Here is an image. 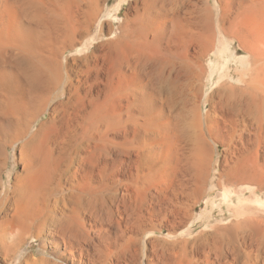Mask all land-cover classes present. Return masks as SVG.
Returning <instances> with one entry per match:
<instances>
[{
  "label": "rangeland",
  "instance_id": "1",
  "mask_svg": "<svg viewBox=\"0 0 264 264\" xmlns=\"http://www.w3.org/2000/svg\"><path fill=\"white\" fill-rule=\"evenodd\" d=\"M227 1L191 0L196 12L207 13L208 18H212L214 32L217 31V20L226 12L229 15L226 9L237 8L236 5L231 8ZM204 8L207 10L203 11ZM126 13L133 14L131 10L129 11L128 2L122 0H0V83L2 82L0 88L5 87L0 91V123L3 124L7 118L9 119V114L6 113L9 105L6 104L12 101L18 104L26 96V77L29 69L25 61L41 59L44 66L50 61L53 63L56 61L60 65V69L54 71L60 73L56 98L45 106L47 118H41L40 112L35 113L36 118L31 123V130L38 129L42 120L52 118L53 123L45 128L48 132L45 133L44 130L48 138L47 144L49 143L54 151V157L57 158L59 155L58 158L65 164L66 161L73 162L71 170L66 172L68 179L65 176L66 180L64 178L61 180L62 187L66 192L70 184L79 185L80 191L85 194L84 197L90 204L89 209L85 208L87 213L84 209L78 219V226L82 228L83 224L88 231V240H80L78 242L80 245L78 244L74 253L79 261L73 262L62 244L63 240L56 237L55 243L49 232L41 237L34 235L21 246L20 253L28 254L31 259H38L42 254H46V257L50 256L47 258H52L56 264H95L96 246L99 244L101 248L105 247L103 244L112 246L108 244L112 242L106 240L104 230L113 238L119 221H132L137 215H144L147 219L145 233L140 235L137 243L140 261L143 262L151 253L157 252L163 256V261L167 264H197L201 250L208 251L214 247L216 241L226 245L231 243L239 223H248L250 217L255 216L256 220L262 221H257L258 223L255 221L250 226L253 233L264 230L262 145L258 148L256 143L248 144L243 154L238 156L239 159L249 162L247 170L237 171L243 177L240 183L234 180L232 186L221 185L220 183L226 179L224 174L226 172L223 171L230 169L223 163L224 157L229 154L226 145L222 143L226 132L216 134L210 132L209 135L204 123L207 111L211 109V99L216 105L227 99L226 92L230 89L241 91L243 85L240 79L247 68L244 59L246 60L248 56L234 40L228 42V50L225 53L219 54L217 52L220 46L219 36L215 33L213 48L210 46L209 51L206 50L208 53L205 51L200 58L201 76L195 83L197 116L202 121V132L209 145L215 150L218 142V147L212 154L205 189L182 194L183 176L177 173V179H174L172 187L177 190L170 194L171 190L169 192L166 189L162 190L169 184V180L160 168L162 165L159 161L165 156L164 159L176 168L177 160L182 156L179 152L180 142L167 134L165 135L168 139L167 149L161 147L160 138L163 139L164 135L161 137L158 128L159 99L151 88L149 77L146 72L138 73V66L133 65L135 63L132 57H129L130 62H127L128 52H120L115 56L109 46L118 32L119 25L125 21ZM150 18L152 22L156 21L154 14H151ZM263 38L264 36L263 41L259 38L262 43ZM121 53L126 57L122 60L124 64L120 70L123 72L122 75L116 68L122 65L116 63L124 57ZM22 57L24 59L21 60ZM130 64L138 70L133 72L135 69ZM221 88L226 91L220 96L212 95ZM144 91L155 98L153 105L150 102V113H146L150 116L151 123L145 122V125L144 116L140 112L142 110L140 101ZM98 109L104 119L113 116L121 120L123 124L121 130L109 131L104 123L98 126L96 123ZM2 138V142H5V138L3 136ZM6 140L7 144L3 145V154L0 156V160L4 162L0 161L2 167L0 197L9 192L16 179L23 175V166L18 159V145L12 143L11 137ZM120 149L123 156L121 163H118L116 159L120 157ZM65 164L63 170L66 169ZM258 166L262 168L261 179ZM219 174L224 175L219 178ZM67 182L69 183L66 184ZM106 183L107 186H113V191L107 189ZM165 190L167 193H164ZM89 195L94 198L91 199ZM98 197L103 199L100 200ZM65 212L69 214L68 210ZM119 213H123L121 220ZM242 242L241 240L236 245L234 241V246H238L237 251L241 254L249 247L241 246ZM223 252L231 255L227 248L223 247ZM0 264H9V261L0 258Z\"/></svg>",
  "mask_w": 264,
  "mask_h": 264
},
{
  "label": "bare ground",
  "instance_id": "2",
  "mask_svg": "<svg viewBox=\"0 0 264 264\" xmlns=\"http://www.w3.org/2000/svg\"><path fill=\"white\" fill-rule=\"evenodd\" d=\"M122 1L128 2L129 11L131 10L133 14L126 13L124 15L125 21L119 25L118 32L115 33L116 36L109 46L115 56L120 52H128L126 57L128 59L132 57L133 63H135L133 65L138 66V73L146 72L149 77L151 88L159 99L158 128L161 137L164 135L163 139L160 138L162 140L161 147L164 150L167 149L168 139L165 138L167 134L180 142L179 152L182 153V156L178 158L176 168L164 159L165 156L161 159L163 161H159L162 165L160 168L169 180V184L162 190L166 189L167 192L171 190L170 194H174L177 190L172 189L174 179H177V173L183 176L182 194L205 189L212 163V154L218 147V142L215 145V150L209 145L202 132V121L197 116L195 83L201 76L200 58L206 50L209 51L210 46L213 48L212 42H215V33H218L219 36L220 46L217 50L219 54L225 53L228 50V42L234 40L248 56L246 60L244 59L247 68L243 71L240 79L243 85L241 91L235 88L230 89L226 92L225 98L227 99L216 105L211 99V109L207 111V117L204 120L209 135L210 132L214 134L226 132L222 143L226 145L229 154L223 156V163H226L225 165H228L230 169L227 166L229 170L223 171L226 172L224 173L226 179L223 183L218 182L217 186H220L219 183L224 186H232L234 180L240 183L243 177L237 171L247 170L249 162L239 159L238 156L243 154L246 145L256 143L258 148L262 145L261 152L264 154V43L259 40V38L262 40L264 36V0H228L227 3L231 5V8L233 5H236L237 8L226 9L229 11V15L226 12L217 20L216 32H214L211 23L212 18H208L207 13L206 16L200 11L196 12L191 0ZM208 13L210 14L209 11ZM151 14L155 15L156 21L152 22ZM122 53L121 55L124 57L121 56L123 59L116 61L118 65L122 64V60L126 58ZM127 58V62H130V59L128 61ZM22 59L24 58L22 57ZM25 65H28L29 69L26 77V96L18 104L16 101L9 102L10 104L5 101L6 105H9L8 111L5 109L6 113L8 112L7 115L9 114V119L7 118L3 124L0 123V156L3 154V145L7 144L6 139L11 137L12 143L18 145V159L23 166V175L16 179L9 192L0 197V258L9 261V264H56L52 258H47L50 256L46 257V254L43 255L41 252L42 256L38 259H31L28 254L20 253L21 246L26 240L34 235L41 237L49 232L50 236L55 239V243H57L56 237L63 240L62 244L73 262H75L74 260L79 261L74 253L78 242L87 239L88 231L85 230L83 224H81L82 228L78 226V219L80 212L86 207L88 208L90 204L86 201L88 199L84 197L85 194L80 191L79 185L70 184L66 192L62 187L61 180L67 176L66 172L71 170L73 162L66 161L68 164H65L61 158H58L59 155L57 158L54 157V151L50 148L49 143L47 144L48 138L45 133L48 131L45 128L53 123L52 118L42 120L38 129L31 130V123L36 118L35 113L40 112L41 118L46 117L45 106L50 100L56 98L60 73L54 71L57 68L60 69V65L56 61L55 63L50 61L44 66L41 59L38 61L28 59L25 61ZM123 65L116 67L119 69L118 71L124 67ZM133 65L130 64L131 67ZM137 70L135 69L133 72ZM121 73L123 74L120 71V75H122ZM116 74H118L117 70ZM0 86L2 87V85ZM4 88H0V91ZM225 91L221 88L212 95L220 96ZM142 95V101H140L142 110L140 112L144 116L142 118L145 125V122L149 124L151 121L150 116H147L146 113L149 112L155 98L145 91L142 92ZM101 114L98 109L97 116L95 115L98 126L104 123L109 131L121 130L123 127L121 120L113 116L110 119H104ZM107 128L106 130H108ZM159 132L158 135H160ZM2 136L5 138V142H2ZM122 144L124 145V143ZM123 148L125 149V147ZM119 156L116 162L121 163L122 149L119 151ZM64 164L65 170L62 169ZM261 169L258 170L259 173L261 172L260 179L262 171L264 172ZM224 174H219L218 177L220 178ZM166 175L164 176L166 177ZM253 178L252 175V181ZM107 185L108 183L105 186ZM112 188L113 186H107V189ZM92 197L90 196L91 199ZM101 198L103 199V197ZM101 198L99 199L102 200ZM173 198L175 197L173 196ZM244 208L246 207L244 206ZM65 210H68L69 214ZM106 213L108 212L106 211ZM121 216L123 213H119V219L122 218ZM255 221L262 222L260 219L256 220L254 216L248 218V223H239L234 240L228 245L222 243L221 240V243L216 241L214 247L208 251L201 250L202 252L199 253L201 257L197 264H264V230L253 233L250 226ZM146 224L147 219L144 215H137L132 221H119L117 232L113 238L109 236L107 230H104L106 240L113 244L108 243L112 246L103 244L104 248H101L100 244L96 246L95 264H167L163 261V256L157 252L151 253L144 262L140 261L141 256L137 243L140 235L145 233ZM65 238L68 240H64ZM241 240L243 241L241 246H249L243 254L237 251L238 246H234ZM223 247L227 248L231 255L223 252Z\"/></svg>",
  "mask_w": 264,
  "mask_h": 264
}]
</instances>
